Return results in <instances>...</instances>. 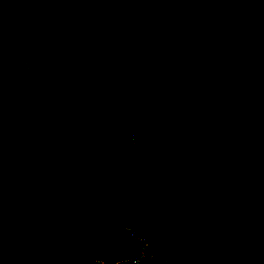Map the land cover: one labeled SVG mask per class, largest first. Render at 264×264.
Wrapping results in <instances>:
<instances>
[{"label":"trees","instance_id":"obj_1","mask_svg":"<svg viewBox=\"0 0 264 264\" xmlns=\"http://www.w3.org/2000/svg\"><path fill=\"white\" fill-rule=\"evenodd\" d=\"M94 49L132 59L82 101L99 131L35 127L9 149L96 188L28 213H61L108 264H264V0H0V73L38 56L64 75Z\"/></svg>","mask_w":264,"mask_h":264},{"label":"rangeland","instance_id":"obj_2","mask_svg":"<svg viewBox=\"0 0 264 264\" xmlns=\"http://www.w3.org/2000/svg\"><path fill=\"white\" fill-rule=\"evenodd\" d=\"M141 47L144 46H137L134 50L139 51L140 48L144 50L142 56L149 55L148 51ZM88 56L89 58L83 66L85 69L77 66L66 75L61 74L53 77H47L40 72L42 64L38 61V56L35 60L31 59L35 63H19L20 67L11 65L6 73H0V96L6 90L14 98L19 94L23 98L28 95L32 97L44 95L46 99L41 104H43L42 109L47 112L45 116L53 115L60 124L53 126L76 134L94 135L104 124L101 114L86 111L76 114L77 112L71 110L70 106L68 108V105L79 109L81 103L76 101V96L82 90L90 89L92 92H97L102 84L130 82L129 66L132 59L128 56L126 60L119 61L112 53L95 49L91 50ZM2 72H5L4 68ZM8 98L10 99V95ZM51 110H53L52 113ZM61 116H64L65 119L63 120ZM46 122L50 123L49 120ZM14 130L16 133H21L17 127H14ZM35 156L27 161V165L22 162L8 161L10 166L22 170L16 183L20 187L21 195L26 196V199H40L49 205H56L59 201V187L62 190L72 188L87 193L93 192L96 188L94 177H88L82 170L57 173L42 164V150ZM9 171L13 176L17 173L12 168H9ZM57 180H60L59 185H57ZM135 182L139 184L140 180L135 178ZM50 216L55 222V220L61 219L62 214L52 211ZM163 264H166V261Z\"/></svg>","mask_w":264,"mask_h":264},{"label":"flooded vegetation","instance_id":"obj_3","mask_svg":"<svg viewBox=\"0 0 264 264\" xmlns=\"http://www.w3.org/2000/svg\"><path fill=\"white\" fill-rule=\"evenodd\" d=\"M95 93L82 90L76 101L82 104L84 98ZM44 99V95L23 98L21 94L14 98L7 90L0 96V128L9 129L8 134L0 133V264H108L97 258L98 247L94 243L72 233L60 220L53 222L41 214L30 215L26 207L30 200L21 195L16 183L22 170L8 164L9 160L26 164V159L21 160L9 149L14 137L26 135L35 127L60 125L53 115L45 116L47 112L41 104ZM69 106L76 114L88 112L81 105L79 109ZM14 127L21 133H16ZM9 168L17 172L15 176Z\"/></svg>","mask_w":264,"mask_h":264},{"label":"built area","instance_id":"obj_4","mask_svg":"<svg viewBox=\"0 0 264 264\" xmlns=\"http://www.w3.org/2000/svg\"><path fill=\"white\" fill-rule=\"evenodd\" d=\"M131 237H132L135 241H139V240H141V241H144V243H145L146 246L148 245V241H147V240H145V239H141L140 237L136 236L133 232H131ZM146 257H147V255H146L145 251L143 250V251L141 252L140 256L135 257V258H133V259H129V260H127V262H129V263H131V264H140L141 260H142L143 258H146ZM154 257H155L154 255H150L149 258H150V259H153Z\"/></svg>","mask_w":264,"mask_h":264},{"label":"clouds","instance_id":"obj_5","mask_svg":"<svg viewBox=\"0 0 264 264\" xmlns=\"http://www.w3.org/2000/svg\"><path fill=\"white\" fill-rule=\"evenodd\" d=\"M10 69V68H9ZM9 69H7V71L9 70ZM7 71H5V72H2V73H6ZM63 75V74H62ZM64 75H66V74H64ZM102 85H104V84H102ZM102 85H100V86H102ZM100 88V87H99ZM81 106H82V104H81ZM55 127V126H54ZM29 133V132H28ZM27 133V134H28ZM36 154H34L31 158H35L36 156H35ZM31 158H27L26 159V164L25 165H27V161L29 160V159H31ZM135 178H137V177H135ZM134 178V179H135ZM140 256V255H139ZM135 258V257H134ZM155 258V257H154ZM131 259H133V258H131ZM129 260V259H128ZM126 262H127V260H126ZM129 263V262H128ZM131 264V263H130Z\"/></svg>","mask_w":264,"mask_h":264}]
</instances>
